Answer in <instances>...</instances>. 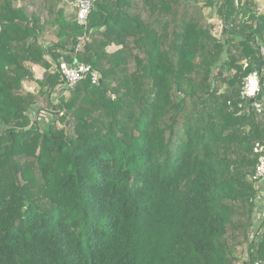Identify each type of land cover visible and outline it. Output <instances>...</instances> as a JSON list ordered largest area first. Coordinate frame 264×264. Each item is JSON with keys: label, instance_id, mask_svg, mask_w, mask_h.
Instances as JSON below:
<instances>
[{"label": "trees", "instance_id": "obj_1", "mask_svg": "<svg viewBox=\"0 0 264 264\" xmlns=\"http://www.w3.org/2000/svg\"><path fill=\"white\" fill-rule=\"evenodd\" d=\"M66 1L0 0V264H264V72L262 110L240 96L264 64L255 0H91L84 26ZM59 61L98 83L61 87Z\"/></svg>", "mask_w": 264, "mask_h": 264}, {"label": "built area", "instance_id": "obj_2", "mask_svg": "<svg viewBox=\"0 0 264 264\" xmlns=\"http://www.w3.org/2000/svg\"><path fill=\"white\" fill-rule=\"evenodd\" d=\"M76 8V20L78 24L85 25L88 19V16L92 10V1L91 0H74ZM264 72V64L259 70L252 71L246 78H244L242 83V89L240 96L244 100H253V107L257 112L262 110L263 100L256 101V97L261 90V74ZM55 73L59 74L63 84L61 87H72L83 79L89 77L91 84L96 85L99 81V75L94 72L90 66L74 63L68 65L64 61H59V64L56 66ZM57 93V92H56ZM58 94V93H57ZM57 94L51 98L55 100ZM35 109V110H34ZM31 112L36 111L34 108ZM29 117L32 121V117L29 114ZM253 154L257 156V162L255 165L254 172L251 176L252 182H254L257 188H264V147L260 144H256L253 147ZM263 193L261 192V199L263 198ZM260 201L258 204V210L262 209L264 202Z\"/></svg>", "mask_w": 264, "mask_h": 264}, {"label": "rangeland", "instance_id": "obj_3", "mask_svg": "<svg viewBox=\"0 0 264 264\" xmlns=\"http://www.w3.org/2000/svg\"><path fill=\"white\" fill-rule=\"evenodd\" d=\"M66 4H67L66 6L68 7L67 15L68 16L69 15L70 16L74 15L75 14V11H76L75 1L74 0H67L66 1ZM253 5L254 6H257L256 7V12H260V13L264 12V3L262 2V0H255V1H253ZM32 7L34 8L33 11L38 12V13H41V15H42L43 9H42L41 1H36ZM208 13H209V10L205 12L206 15H208ZM212 19L214 20V26H215L214 29H213V31H212V34L216 38H222L221 32H222V29H223V24H222L221 20H218L215 15H213V17L211 18V20ZM263 75H264V73H263ZM26 81L30 85V88H26L24 90L29 89V90H31V92H34V93H37L39 91L38 84L30 83V80H26ZM50 101L53 104H55L57 102L54 99L53 100L50 99ZM50 101H49L48 98H46V96H40V97H38L36 111L30 113V116L33 118L32 119V122H34V123L35 122L41 123L40 126H42L46 122H48L50 118L53 117L51 115L52 109H51V106L49 105ZM30 124H31V122H30ZM256 219H255V225H258L259 222ZM258 219H259V217H258ZM236 257L239 259L238 264H243L244 261L247 258V249H246V247L239 248L236 251Z\"/></svg>", "mask_w": 264, "mask_h": 264}, {"label": "crops", "instance_id": "obj_4", "mask_svg": "<svg viewBox=\"0 0 264 264\" xmlns=\"http://www.w3.org/2000/svg\"><path fill=\"white\" fill-rule=\"evenodd\" d=\"M67 5V4H66ZM68 10V7L66 6V11ZM42 17L43 18H46V15H45V12H43L42 14ZM52 30H47L46 33L44 34V38L43 40L45 41V44L48 45V42L49 43H52V42H55L57 40V38L55 37L54 33L51 32ZM31 70L34 74V79L35 80H41L42 78V75L44 73V69H42L41 67L39 66H31ZM34 81H30V83H34V84H37L36 82ZM22 87L23 89H26V88H30V85L28 84L27 81H24L22 83ZM25 91H31L29 89L25 90Z\"/></svg>", "mask_w": 264, "mask_h": 264}, {"label": "water", "instance_id": "obj_5", "mask_svg": "<svg viewBox=\"0 0 264 264\" xmlns=\"http://www.w3.org/2000/svg\"><path fill=\"white\" fill-rule=\"evenodd\" d=\"M249 103H250V104H253L254 101H253V100H250ZM68 126H69V123H67V127H68Z\"/></svg>", "mask_w": 264, "mask_h": 264}]
</instances>
